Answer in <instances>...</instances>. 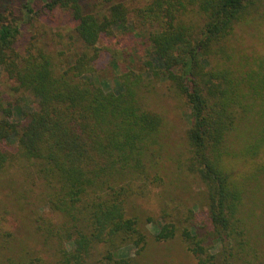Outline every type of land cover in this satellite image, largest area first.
<instances>
[{
    "label": "trees",
    "instance_id": "1",
    "mask_svg": "<svg viewBox=\"0 0 264 264\" xmlns=\"http://www.w3.org/2000/svg\"><path fill=\"white\" fill-rule=\"evenodd\" d=\"M0 1L7 6L0 11V67L16 91L36 102L20 110L21 121L13 116L15 104L0 102V187L13 164L22 174L21 167L31 168L42 185L39 205L24 219L41 249L13 252L5 214L20 207L15 200V207L0 211V264H87L93 256L97 264H141L145 225L154 219L127 203L130 196H145L148 185L162 184L163 118L142 100L157 83L190 109L183 167L203 185L206 231L190 223L178 232L174 221L160 218L154 240L180 233L199 264H263L244 256L243 196L227 147L240 124L258 129L241 150L247 159L264 145V58L233 67L222 60L225 41L258 0H150L132 10L123 0H105L103 11H88L87 0H46L49 11L63 10L76 21L83 47L60 72L40 45L30 43L23 53L16 48L24 19L13 14L12 0ZM31 2L22 4L26 20L34 12ZM128 23L144 32L151 58L141 70L115 76L111 90L95 77L97 43ZM215 245L217 253L211 252ZM124 247L133 254L118 255Z\"/></svg>",
    "mask_w": 264,
    "mask_h": 264
},
{
    "label": "rangeland",
    "instance_id": "2",
    "mask_svg": "<svg viewBox=\"0 0 264 264\" xmlns=\"http://www.w3.org/2000/svg\"><path fill=\"white\" fill-rule=\"evenodd\" d=\"M24 1L12 0L13 14L24 19L19 24L16 48L23 53L30 43L40 45L51 56L55 72H60L83 49L76 40V21L63 10L49 11L45 7L46 0H32L34 12L26 20L22 9ZM148 1L150 0H123L129 10L141 7ZM108 3L105 0H87L85 8L88 11H103ZM5 7L6 3L0 1V11ZM250 10L248 19L238 23L225 41L227 53L222 60L231 67L238 65L239 61L245 64L244 61L264 58V0L256 1ZM146 42L144 32L130 23L123 27L114 26L110 33L102 35L97 43L99 54L94 63L95 77H98L101 85L110 84L108 89L116 90L113 82L115 76L129 69L141 70L145 59L151 58ZM14 85V81L0 67V102L4 106L8 102L15 104L13 116L16 121H21L20 110L35 108L36 102L32 96L16 91ZM142 100L147 108L163 118L159 162L162 184L148 185L145 196L129 197L127 206L130 209L154 219L145 225L149 233L147 245L137 259L141 264H199L187 249L180 233L168 241L158 242L153 238L160 218L174 221L179 228L178 232L190 223L195 225L197 231H206L201 227L206 209L203 185L183 167L188 156L186 130L190 125V109L181 97L169 93L164 83H157L151 91H144ZM256 127L253 129L251 126L247 131L246 126L240 124L236 130L238 132L232 134L227 148L233 179L241 186L243 196L239 217L244 227V256L264 264V145L258 148V153L251 159H247L241 152L246 143L257 137ZM252 166L256 168L253 170ZM21 168L24 170L23 174L18 171L16 164L9 165L3 173L5 184L0 187V211L15 207L16 200L20 207L5 214L6 226L13 233V252L20 253L22 249L36 252L41 246L33 227L24 219L28 210L36 209L39 205L42 185L40 180L30 174L31 168ZM19 192L24 194L20 198ZM44 211L45 215H52L46 209ZM210 242L208 239L204 243ZM218 251V245L211 250L214 253ZM129 254L132 255L133 251L124 247L118 255ZM45 255L46 252L42 253L43 257ZM95 261L96 257L93 256L87 264H97Z\"/></svg>",
    "mask_w": 264,
    "mask_h": 264
}]
</instances>
